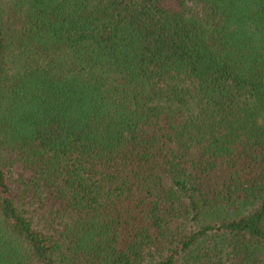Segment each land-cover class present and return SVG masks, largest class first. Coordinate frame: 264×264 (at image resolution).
Returning a JSON list of instances; mask_svg holds the SVG:
<instances>
[{"label":"trees","instance_id":"1","mask_svg":"<svg viewBox=\"0 0 264 264\" xmlns=\"http://www.w3.org/2000/svg\"><path fill=\"white\" fill-rule=\"evenodd\" d=\"M0 264H264V0H0Z\"/></svg>","mask_w":264,"mask_h":264},{"label":"rangeland","instance_id":"2","mask_svg":"<svg viewBox=\"0 0 264 264\" xmlns=\"http://www.w3.org/2000/svg\"><path fill=\"white\" fill-rule=\"evenodd\" d=\"M167 146H170V144H168Z\"/></svg>","mask_w":264,"mask_h":264}]
</instances>
